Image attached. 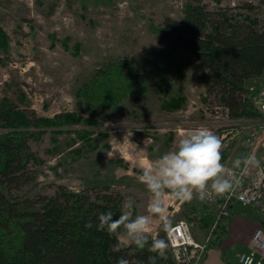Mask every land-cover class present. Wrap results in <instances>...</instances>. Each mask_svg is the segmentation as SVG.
<instances>
[{"label": "rangeland", "instance_id": "rangeland-1", "mask_svg": "<svg viewBox=\"0 0 264 264\" xmlns=\"http://www.w3.org/2000/svg\"><path fill=\"white\" fill-rule=\"evenodd\" d=\"M194 1L210 10L219 7L215 0H0V28L8 36L7 47L0 49V98L49 120L48 126L31 128L39 132L29 140L39 160L38 180L25 187L24 194H53L58 185H65L92 196L113 193L123 203L131 197L133 218L150 215V234L156 237L164 229L160 218L151 215V194L139 179L144 167L200 127L221 138L222 155L231 150L230 160L221 162L225 172L236 158L244 157L248 132L258 128L261 117L230 118L206 96L196 59L187 50L168 60L162 56H168L169 46L162 32L164 19H180L185 6ZM247 4L264 27V0H222L220 6L243 13L248 12ZM122 59L135 62L141 79L138 88L143 90L114 108L79 104L82 98L77 94L83 85L101 67ZM156 61L168 68L169 75L155 72ZM166 78L164 94L157 84ZM254 84L250 81L249 89ZM176 96L186 98L181 108H162L165 99ZM70 113L83 120L74 123L63 117L60 125L55 124ZM255 151L264 155V135L256 140ZM163 200L170 227L185 220L198 241L206 238L210 226L203 228L201 217L206 209L215 212L219 203L198 195L180 202L168 191ZM207 254H219L216 243L204 259ZM170 256L173 259L172 250Z\"/></svg>", "mask_w": 264, "mask_h": 264}, {"label": "trees", "instance_id": "trees-1", "mask_svg": "<svg viewBox=\"0 0 264 264\" xmlns=\"http://www.w3.org/2000/svg\"><path fill=\"white\" fill-rule=\"evenodd\" d=\"M215 1L216 10L194 1L185 6L180 19H164L162 32L169 46L168 56H162L168 60L169 55L187 50L196 59L195 69L201 73L207 97L216 100L230 118H260L251 102L256 91L249 89V82L264 75V27L251 15V4L246 5L248 12L242 13L221 7L222 0ZM7 45L8 36L0 28V49ZM158 70L169 72L156 61L155 72ZM140 81L132 59L107 64L78 91L79 104L114 108L138 89L143 90L138 88ZM167 84V78L157 84L164 94ZM185 101L183 96L165 99L162 108L179 109ZM63 117L74 123L83 120L77 113L64 114L55 122L57 126ZM48 123L9 98H0V264H117L120 258L128 264H174L170 247L164 256L149 251L147 245L117 250L118 236L95 226L101 213L111 211L114 219L119 217L123 204L119 195L92 196L65 185H58L53 194L23 193L38 180L39 160L29 140L39 132L31 128ZM230 152H223L221 162ZM213 219L214 211L206 209L201 217L203 228ZM89 221L93 222L91 228L86 227ZM226 226V221L220 225L216 245L227 234ZM166 234L165 230L156 237L150 234V240H167Z\"/></svg>", "mask_w": 264, "mask_h": 264}, {"label": "clouds", "instance_id": "clouds-1", "mask_svg": "<svg viewBox=\"0 0 264 264\" xmlns=\"http://www.w3.org/2000/svg\"><path fill=\"white\" fill-rule=\"evenodd\" d=\"M221 149V138L214 131L206 127L196 128L187 132L174 150L164 153L154 164L142 169L139 179L151 194L150 213L160 218L165 231L171 224L165 215V191L180 202H190L194 195L201 200L210 194L223 196L232 192L250 169L264 168V161L255 153H249L232 162L233 169L239 170L238 174H226L225 166L221 163ZM133 207V200L128 197L121 205L118 218L114 219L111 211L101 213L95 226L118 236L117 250L131 246L144 249L147 245L149 251L164 256L169 247L168 241L164 238L150 240V215H136L133 218ZM86 227H93V222L89 221ZM117 264H128V261L120 258Z\"/></svg>", "mask_w": 264, "mask_h": 264}, {"label": "built area", "instance_id": "built-area-1", "mask_svg": "<svg viewBox=\"0 0 264 264\" xmlns=\"http://www.w3.org/2000/svg\"><path fill=\"white\" fill-rule=\"evenodd\" d=\"M252 90L256 91L252 99L253 104L261 114V119L258 128L248 132L243 150L244 157L249 153H255L259 157L255 151L256 140L264 135V88L254 87ZM238 172L239 170L229 166L225 173L236 175ZM205 200L219 204L214 212L210 230L203 241H198L193 236L191 226L185 220L175 223L167 232L166 237L175 263L200 264L208 248L215 244L220 225L233 213V205L240 202L256 210L260 222L250 238L247 249L237 255L236 262L249 264L250 261V264H264V168L250 169L246 175L241 177V183L232 192L223 196L210 194Z\"/></svg>", "mask_w": 264, "mask_h": 264}, {"label": "crops", "instance_id": "crops-1", "mask_svg": "<svg viewBox=\"0 0 264 264\" xmlns=\"http://www.w3.org/2000/svg\"><path fill=\"white\" fill-rule=\"evenodd\" d=\"M251 82L253 84L255 83V88H264V75L252 79ZM262 154L263 153L260 152L259 158L264 159V155ZM253 211L256 213V210L253 209ZM225 221L227 223V234L219 241L220 244L217 245L219 254H214L212 256L207 254L200 264H238L236 262V256L241 251L247 249L252 234L259 226L258 220L249 218L244 213H232ZM237 248H239V250L235 253L234 250ZM224 255L227 258H225V260L223 259Z\"/></svg>", "mask_w": 264, "mask_h": 264}, {"label": "water", "instance_id": "water-1", "mask_svg": "<svg viewBox=\"0 0 264 264\" xmlns=\"http://www.w3.org/2000/svg\"><path fill=\"white\" fill-rule=\"evenodd\" d=\"M233 213L234 214H246L247 217L258 220L260 222L259 217L257 214L253 211V209L249 205L242 204L240 202H236L233 205Z\"/></svg>", "mask_w": 264, "mask_h": 264}]
</instances>
